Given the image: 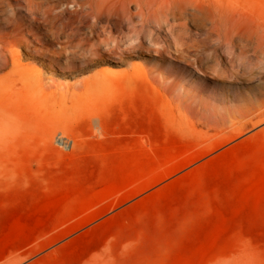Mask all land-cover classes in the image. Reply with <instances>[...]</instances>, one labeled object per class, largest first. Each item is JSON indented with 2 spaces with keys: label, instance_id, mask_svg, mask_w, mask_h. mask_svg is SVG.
Listing matches in <instances>:
<instances>
[{
  "label": "rangeland",
  "instance_id": "374dc122",
  "mask_svg": "<svg viewBox=\"0 0 264 264\" xmlns=\"http://www.w3.org/2000/svg\"><path fill=\"white\" fill-rule=\"evenodd\" d=\"M262 3L145 20L126 4L93 37L82 11L28 28L21 61L41 73L15 96L38 112L0 128V264H264V123L208 152L264 99ZM17 9L0 0V27Z\"/></svg>",
  "mask_w": 264,
  "mask_h": 264
},
{
  "label": "bare ground",
  "instance_id": "6f19581e",
  "mask_svg": "<svg viewBox=\"0 0 264 264\" xmlns=\"http://www.w3.org/2000/svg\"><path fill=\"white\" fill-rule=\"evenodd\" d=\"M198 3V0H44L43 2H35L34 0H24V6L26 13L18 10L13 11L12 14L5 18L4 24L0 27L2 35H0V59L2 60V65L10 64L11 68L6 76L0 77V128L5 125H11L16 123L18 117L16 116L20 111H25L27 113H36L38 109L29 100H16L15 94L22 92L27 86L36 82L40 76V70L31 65L22 64L21 56L19 54V49H25V42L23 40V35L28 32V28L37 25V21L40 18H44L46 21H53L56 19L63 18V12L70 11L71 13H78L82 11L81 15L84 16V22L82 26L87 30V36H96L102 30H98L99 24L106 14L110 16L107 20L111 19V16L120 17L126 14V9L124 6L126 4L135 5L138 8L137 13L141 16L143 20L147 19L151 13L160 12L166 14L171 4L177 3L181 6L188 7L191 3ZM68 6H72L71 10ZM262 8H264V3H262ZM158 10V11H154ZM180 15L183 17L196 18L198 17V11H179ZM93 16L95 22L87 28L89 17ZM18 21H25L22 24ZM263 41L259 40L255 47L252 48L253 54L263 53L264 54V32L262 35ZM230 40V39H229ZM227 43L228 40H227ZM249 50L247 47L239 48V56L246 55ZM118 76L111 75L105 71H99L91 75V79L96 85L102 87H108ZM15 107V108H14ZM247 117L232 123L229 127L231 131L229 134L220 140L212 143L208 152H217L220 149L233 144L234 142L242 139L247 135L248 131L253 127L264 123V99L261 104L250 108L247 111ZM201 125L212 128L225 126L224 122H211L210 118L206 116L201 117ZM232 121V120H230ZM264 129L258 130L253 135L263 132ZM65 131H63L64 133ZM67 132V131H66ZM57 139L66 143V140L61 136H57ZM7 137H0L1 142H8ZM7 150H11L9 147Z\"/></svg>",
  "mask_w": 264,
  "mask_h": 264
}]
</instances>
